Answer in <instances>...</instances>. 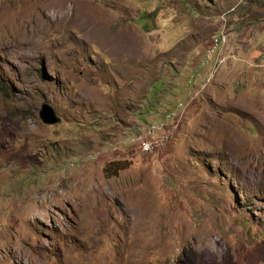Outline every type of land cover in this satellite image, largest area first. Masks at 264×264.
Returning a JSON list of instances; mask_svg holds the SVG:
<instances>
[{"label":"rangeland","instance_id":"rangeland-1","mask_svg":"<svg viewBox=\"0 0 264 264\" xmlns=\"http://www.w3.org/2000/svg\"><path fill=\"white\" fill-rule=\"evenodd\" d=\"M158 263L264 264V0H0V264Z\"/></svg>","mask_w":264,"mask_h":264},{"label":"water","instance_id":"water-1","mask_svg":"<svg viewBox=\"0 0 264 264\" xmlns=\"http://www.w3.org/2000/svg\"><path fill=\"white\" fill-rule=\"evenodd\" d=\"M38 116L44 124L48 125H54L61 121V117L56 114L55 110L48 103L41 105Z\"/></svg>","mask_w":264,"mask_h":264},{"label":"clouds","instance_id":"clouds-1","mask_svg":"<svg viewBox=\"0 0 264 264\" xmlns=\"http://www.w3.org/2000/svg\"><path fill=\"white\" fill-rule=\"evenodd\" d=\"M193 250L198 253H205L211 256H215L218 253V245L215 240L212 241H201L197 239L193 245Z\"/></svg>","mask_w":264,"mask_h":264}]
</instances>
